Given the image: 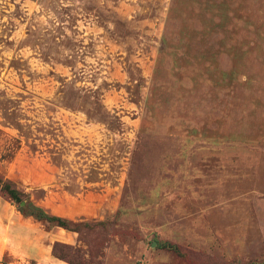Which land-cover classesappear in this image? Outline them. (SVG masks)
Here are the masks:
<instances>
[{"label": "rangeland", "instance_id": "374dc122", "mask_svg": "<svg viewBox=\"0 0 264 264\" xmlns=\"http://www.w3.org/2000/svg\"><path fill=\"white\" fill-rule=\"evenodd\" d=\"M0 175L110 222L0 194V264H264V0H0Z\"/></svg>", "mask_w": 264, "mask_h": 264}, {"label": "trees", "instance_id": "16d2710c", "mask_svg": "<svg viewBox=\"0 0 264 264\" xmlns=\"http://www.w3.org/2000/svg\"><path fill=\"white\" fill-rule=\"evenodd\" d=\"M89 113V112H88ZM0 194L17 206L25 217H32L37 221L49 224L51 227H60L67 231L79 232L96 226H108L110 222L76 221L61 215L53 214L43 206L33 202L27 192L22 190L15 181L0 175ZM53 255L67 261L69 264H85V254L73 245L56 241L53 245Z\"/></svg>", "mask_w": 264, "mask_h": 264}, {"label": "bare ground", "instance_id": "6f19581e", "mask_svg": "<svg viewBox=\"0 0 264 264\" xmlns=\"http://www.w3.org/2000/svg\"><path fill=\"white\" fill-rule=\"evenodd\" d=\"M69 234L66 232V231H62L61 233H60V238H62V239H67V236H68Z\"/></svg>", "mask_w": 264, "mask_h": 264}]
</instances>
